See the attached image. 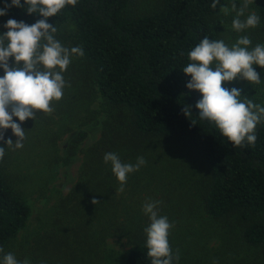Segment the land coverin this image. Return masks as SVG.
Returning a JSON list of instances; mask_svg holds the SVG:
<instances>
[{"label":"trees","instance_id":"1","mask_svg":"<svg viewBox=\"0 0 264 264\" xmlns=\"http://www.w3.org/2000/svg\"><path fill=\"white\" fill-rule=\"evenodd\" d=\"M132 1L77 0L74 7L66 6L57 16L47 19L57 30L69 20L74 22L76 46L84 50V56L79 58L91 64L97 93L124 115L113 119L115 123H102L98 139L84 148L78 145L85 133L72 136V152L79 150L84 160L78 182L54 211L59 217L63 211L65 218H60L61 227L57 218L52 228L56 232L49 233L50 244L64 259L72 256L80 264H151L144 232L149 223L143 214H137V225L133 220L121 219L127 212L114 195L111 186L117 179L103 157L108 152L117 153L122 162L135 155L145 157L141 151L145 143L140 139L159 136L184 142L194 155L208 163L204 202L207 213L220 218L241 211L243 218L260 217L244 224L242 237L248 244L264 246V123L255 129L254 146L245 141L243 147H233L213 123L198 118L195 104L202 96L187 89L191 77L182 72L190 63L188 52L205 37L214 40L213 20L226 0H219L215 9L211 7L214 0H162L152 12L127 17L124 10ZM5 2L0 0V8ZM259 9L264 12V3ZM8 19L31 25L43 17L30 16L26 9L13 7L0 17V34L6 32L3 25ZM9 61L14 62L11 58ZM253 67L261 79L256 88L264 95V68ZM254 85L237 79L223 86L242 89L241 99L247 96L254 102L257 94L249 93ZM184 106L191 107L192 116L182 114ZM4 135L6 141L9 129ZM0 147H5L6 153L4 141H0ZM3 160L4 157L0 159V248L4 250L25 227L31 210L9 183ZM93 198L100 203L93 205ZM108 239L111 243L125 240L127 250L122 258L115 261L116 253L107 246ZM41 248L35 251L36 264Z\"/></svg>","mask_w":264,"mask_h":264},{"label":"rangeland","instance_id":"2","mask_svg":"<svg viewBox=\"0 0 264 264\" xmlns=\"http://www.w3.org/2000/svg\"><path fill=\"white\" fill-rule=\"evenodd\" d=\"M161 1L133 0L124 14L136 17L152 12ZM233 2L239 7L243 0H226V5L231 7ZM262 3L264 0H253L245 13L246 17L255 12L261 17L260 24L240 33L232 29L235 13L225 16L220 12L213 20L214 40L223 39L231 47L240 36L247 35L252 41L250 47L264 44V12L259 9ZM55 39L69 49L75 47L77 29L74 22L69 20L61 26L55 33ZM255 71L259 74L258 70ZM3 75V69H0V77ZM63 76L66 87L62 99L52 101L54 111L51 114L38 112L35 121H24L21 124L26 131L23 148L8 147L5 153L3 171L15 192L29 204L31 212L25 227L0 254V264L3 255L9 252L18 261L28 259L31 264H36L34 256L38 247H42L38 264H80L72 256L66 255L64 259L62 253L50 244L52 236H49L58 219V226L62 225L63 211L60 217L54 211L78 182L84 160L79 150L72 152L70 140L77 133L84 132L85 137L78 145L84 148L98 139L102 123H115L113 119L124 115L97 93L92 66L87 60L72 57ZM242 83L250 85L243 79ZM249 93L257 94L254 103L264 106V95L259 93L256 84L249 88ZM14 121L21 123L16 118ZM9 138L13 142L17 139L11 129ZM140 141L145 143L141 151L145 154L142 157L146 164L128 175L123 192H117L121 186L118 180L111 186L127 212L121 215V219L133 220L137 225L140 223L137 214H143L150 224L142 205L147 200L160 201L159 214L167 216L174 225L168 240L173 253L179 250L180 258L175 264H264V246L248 244L242 237L244 224L260 217L249 215L243 218L241 211L220 218L207 213L204 203L210 169L207 162L194 155L182 141L159 136L144 137ZM137 157H128L124 163L135 164ZM111 242L108 239L107 246L115 251L116 261L124 256L127 246L124 239L118 243Z\"/></svg>","mask_w":264,"mask_h":264},{"label":"clouds","instance_id":"3","mask_svg":"<svg viewBox=\"0 0 264 264\" xmlns=\"http://www.w3.org/2000/svg\"><path fill=\"white\" fill-rule=\"evenodd\" d=\"M219 0H214L211 7L215 9ZM253 0H243L237 7L233 2L231 7L222 6L220 11L227 16L235 13L232 29L238 33L256 28L261 17L255 12L245 13ZM77 0H11L0 8V17L7 15L9 9H26L28 15H39L43 19L29 25L24 21L8 19L3 25L6 32L0 34V69L4 75L0 77V141L9 148H23L26 131L21 124L26 120H34L38 112L51 114L54 108L52 101H60L66 81L63 73L71 63L72 57H83L82 46L65 47L55 39L57 28L47 22L49 17L57 14L66 6H75ZM241 17H245L241 19ZM252 41L247 35L240 36L229 47L223 39L210 40L205 37L188 52L190 63L183 68V73L190 76L187 89L197 91L202 98L195 108L198 118L213 123L222 135L233 145L243 147L244 142L255 145V129L264 122V106L256 104L252 99L243 96L242 89L224 87L225 82L243 79L250 84H259L261 79L254 65L264 68V44L250 47ZM10 58L14 61L9 64ZM182 114L192 116L191 107L184 106ZM14 118L21 123H16ZM194 126V122L191 123ZM11 129L17 138L5 141L4 133ZM5 155V147H0V159ZM105 164H111V169L120 183L117 192L124 191L129 174L138 171L146 164L142 156L136 163H124L115 152H108L103 157ZM93 205L100 203L91 200ZM160 201L147 200L142 205L143 213L148 216L150 224L144 229L146 234L145 247L151 264H174L179 261V250L173 253L169 244V231L174 226L167 216L158 212ZM0 253L3 249L0 248ZM2 264H30L28 259L18 261L13 253L3 255ZM215 264V262H214Z\"/></svg>","mask_w":264,"mask_h":264}]
</instances>
